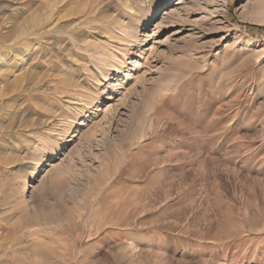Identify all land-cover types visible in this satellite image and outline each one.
Returning a JSON list of instances; mask_svg holds the SVG:
<instances>
[{
    "label": "rangeland",
    "instance_id": "374dc122",
    "mask_svg": "<svg viewBox=\"0 0 264 264\" xmlns=\"http://www.w3.org/2000/svg\"><path fill=\"white\" fill-rule=\"evenodd\" d=\"M263 5L0 0V264H264Z\"/></svg>",
    "mask_w": 264,
    "mask_h": 264
},
{
    "label": "bare ground",
    "instance_id": "6f19581e",
    "mask_svg": "<svg viewBox=\"0 0 264 264\" xmlns=\"http://www.w3.org/2000/svg\"><path fill=\"white\" fill-rule=\"evenodd\" d=\"M56 3H57V1H56ZM52 4L54 5L55 3H52ZM51 6H52V5H51ZM263 7H264V5H263ZM260 10H261V9H260ZM263 10H264V9H263ZM24 36H25V35H24ZM119 73H122V72L120 71ZM120 216H121V215H120ZM117 217H118V216H117ZM112 218H113V217H112ZM123 218H124V220H126L125 217H123ZM116 220H117V218H116ZM118 220L121 221L122 219H121V218H120V219L118 218ZM124 220H123V223H125ZM111 221H113V219H112ZM114 221H115V220H114ZM31 222H32V221H31ZM116 222H118V221H116ZM126 222H127V221H126ZM110 223H111V222H110ZM123 223L120 222L119 225L121 224V226H122ZM126 224H128V223H126ZM124 225H125V224H124ZM127 227H128V226H127ZM129 227H130V226H129ZM262 227L264 228V225H263ZM117 228H118V227H117ZM123 228H124V227H123ZM121 229H122V228H121ZM125 229H127L126 226H125ZM125 229H124V230H125ZM127 230H128V229H127ZM12 238H13V237H12ZM8 239H9V238H8ZM15 243H16V242H15ZM3 245H4V244H3ZM13 245H14V243H13ZM13 245H12V246H13ZM1 246H2V245H1ZM6 246H7V245H6ZM7 249H8V247H7ZM8 250H9V249H8ZM4 251H5V250H4ZM0 252H1V251H0ZM4 254H5V253H4Z\"/></svg>",
    "mask_w": 264,
    "mask_h": 264
},
{
    "label": "trees",
    "instance_id": "16d2710c",
    "mask_svg": "<svg viewBox=\"0 0 264 264\" xmlns=\"http://www.w3.org/2000/svg\"><path fill=\"white\" fill-rule=\"evenodd\" d=\"M250 28H257V29H260V30H264V27L256 26V25H252Z\"/></svg>",
    "mask_w": 264,
    "mask_h": 264
}]
</instances>
